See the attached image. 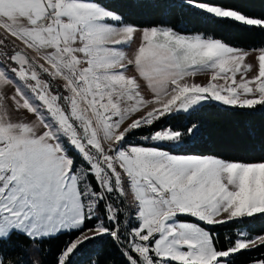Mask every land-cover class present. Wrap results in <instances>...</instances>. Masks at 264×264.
Segmentation results:
<instances>
[{
	"label": "snow or ice",
	"instance_id": "6c2138e0",
	"mask_svg": "<svg viewBox=\"0 0 264 264\" xmlns=\"http://www.w3.org/2000/svg\"><path fill=\"white\" fill-rule=\"evenodd\" d=\"M230 29L264 34V0H0V264L60 236L54 264L105 237L122 264H264V125L256 161L183 151L204 107L264 109V44Z\"/></svg>",
	"mask_w": 264,
	"mask_h": 264
},
{
	"label": "trees",
	"instance_id": "16d2710c",
	"mask_svg": "<svg viewBox=\"0 0 264 264\" xmlns=\"http://www.w3.org/2000/svg\"><path fill=\"white\" fill-rule=\"evenodd\" d=\"M256 14H259L261 9L255 7L250 9ZM135 21L139 24L146 25L152 21L153 17L149 15L136 14ZM156 20L163 19L162 16H156ZM188 20L187 16L176 15L171 18V22L179 25ZM199 28V25L191 26ZM232 41L238 46L245 48H258L264 44V34L259 31H241L238 29H230L227 33ZM184 117L179 118L180 122L184 121ZM192 119L201 122L205 127L204 136L197 142L189 144L183 151L194 154H216L223 156L226 159L243 160L246 162L256 161L261 153L258 149L249 147L250 141L247 134L250 129L259 128L264 125V109L257 106L255 110H243L238 108L222 107L215 103L204 107L198 113L192 116ZM173 124L177 121L173 120ZM259 232V228L257 229ZM233 229L227 226H222L215 233L219 236V243H227L226 237L232 236ZM68 239L66 236L51 239L43 245L42 251L37 257L41 264H54L56 254ZM259 254L261 249L254 250ZM101 254L102 258L107 261V264H122V257L119 251L115 248L114 243L109 238H102L100 243L92 244L85 248L84 251L77 257V264H90L89 257ZM246 258L242 257L237 260L236 264H244Z\"/></svg>",
	"mask_w": 264,
	"mask_h": 264
},
{
	"label": "rangeland",
	"instance_id": "374dc122",
	"mask_svg": "<svg viewBox=\"0 0 264 264\" xmlns=\"http://www.w3.org/2000/svg\"><path fill=\"white\" fill-rule=\"evenodd\" d=\"M138 43V41L134 42L133 45H132V48L134 49L136 47V44ZM258 51L256 52H253L250 57L248 58L249 60H252L254 57L258 56ZM247 62V61H246ZM134 73H129V75H132ZM208 79V76L207 75H204V74H198L196 77H195V80L197 82H200V81H207ZM146 95H149L150 93H148L147 91L145 92Z\"/></svg>",
	"mask_w": 264,
	"mask_h": 264
}]
</instances>
